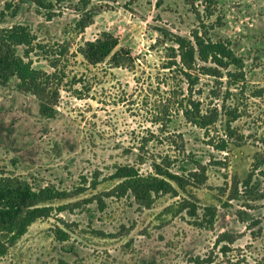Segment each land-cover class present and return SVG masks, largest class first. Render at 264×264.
<instances>
[{
    "label": "rangeland",
    "instance_id": "374dc122",
    "mask_svg": "<svg viewBox=\"0 0 264 264\" xmlns=\"http://www.w3.org/2000/svg\"><path fill=\"white\" fill-rule=\"evenodd\" d=\"M5 3L12 8L4 10ZM76 3L62 2L60 15L48 21L27 0H0V28L25 25L37 44L66 43L70 51L59 57L65 70L53 118L39 115L37 99L21 93L16 79L0 85V174L19 176L36 188L72 190L88 187L95 178L100 181L95 191L88 189L71 201L109 191L117 166L136 165L140 173H149L151 154L155 159L167 155L177 166L194 156L205 177L201 185L190 182L175 187V195L155 197L147 208L132 197H103L102 210L94 200L70 212H53L34 222L0 264H193L209 259L215 264H264V199L253 200L254 191H263L264 176L255 174L247 189L241 185L255 154L264 153V0H220L210 18L221 19L211 37L230 41L245 59L244 81L227 89L201 77L192 89L204 105L212 88L221 89L215 101L219 109L225 105L237 113L232 126L243 139L230 143L226 152L213 150L202 131L181 116L164 128L151 122L158 101L152 79L164 53L155 29L188 36L197 19L184 0H92L101 11L83 32L74 29L80 9L74 8ZM103 31L118 39V48L131 52L136 71L107 62L92 66L76 54L83 42ZM32 59L35 68L52 72L43 56L33 54ZM148 131L157 137L138 164L137 147ZM66 202L55 201L54 206ZM208 207L215 209L212 226L206 222ZM57 230L65 234L64 241L58 240Z\"/></svg>",
    "mask_w": 264,
    "mask_h": 264
},
{
    "label": "trees",
    "instance_id": "16d2710c",
    "mask_svg": "<svg viewBox=\"0 0 264 264\" xmlns=\"http://www.w3.org/2000/svg\"><path fill=\"white\" fill-rule=\"evenodd\" d=\"M27 1L44 11L46 20L50 21L60 15V5L67 0ZM75 1L77 3L74 8L80 7V9H78L79 18L74 24V29L83 32L93 24L94 16L101 9L92 5V0ZM219 1L184 0L197 19V25L188 36L172 33L163 27L155 29L162 40L164 53L159 72H156V76L152 79L156 80L154 95L158 101H156L157 109L154 107L152 112L151 122L158 128H164L172 122L173 118L181 116L186 123L202 131L207 145L213 150L226 152L230 143L238 144L243 139V136L232 126L238 117L237 113L225 109V105H221L219 109L215 101L220 100L221 89L217 87L209 91L205 105L204 101L192 95V89L198 85L201 77H208L220 88L224 86L227 89L238 87L245 79V59L232 49L230 41L213 39L210 35L216 26L221 25L219 17L215 22H210V18L216 14ZM11 8V3L4 4V10ZM16 10L17 7L14 8L13 14ZM118 45L116 37L103 31L93 40L83 42L77 48L76 54L92 66L107 62L112 68L136 71V59L128 49L118 48ZM18 48L22 49V54L17 52ZM69 52V46L66 43H57L54 46L37 44L28 26L18 24L9 28H0V85L5 86L10 80L16 79L17 89L21 93L31 94L37 99L39 115L53 118L65 70L59 66V57H66ZM33 54L37 57L43 56L52 72L35 68ZM161 74L162 78L159 77ZM223 79H226L224 83H222ZM185 85L189 94H185ZM149 132L141 138L137 147L140 153L138 164H143L144 158H141V154L147 153L150 143L156 140L157 136ZM260 144L264 148V137ZM150 156L149 173H140L136 165L117 166L110 178L115 181L114 186L107 192L95 195V198L85 200L71 201L83 195L88 189L95 191L101 184L96 178L88 187L67 190L59 189L54 185L36 188L19 176L1 173L0 259L7 255L9 249L34 222L49 218L53 212H70L94 200L99 204V210H102L105 206L103 197L116 199L132 197L139 206L147 208L155 197L164 194L175 195V187L182 189L190 182L201 185L205 177V169L194 156H187L178 166L176 161H172L167 155L158 159L152 157V154ZM173 166H176L175 169H172ZM255 174L264 176V153L255 154L251 173L241 182L243 188L247 189L250 186ZM253 194V200L264 199V187L261 193L254 191ZM55 201L70 202L54 206ZM190 208L192 210L190 215H192L195 209L192 206ZM206 216L208 226H212L215 209L206 208ZM56 236L60 241L66 238L60 230L56 231ZM193 264L215 263L209 259L201 263L195 261Z\"/></svg>",
    "mask_w": 264,
    "mask_h": 264
}]
</instances>
